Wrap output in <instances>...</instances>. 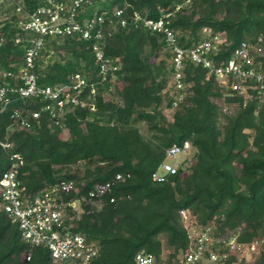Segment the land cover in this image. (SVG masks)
<instances>
[{
	"label": "trees",
	"instance_id": "trees-1",
	"mask_svg": "<svg viewBox=\"0 0 264 264\" xmlns=\"http://www.w3.org/2000/svg\"><path fill=\"white\" fill-rule=\"evenodd\" d=\"M39 1L24 0L28 8ZM113 8L152 18L162 9L182 47L197 43L203 27L226 34L222 55L242 40L261 36L264 45V0H95L87 11ZM7 23L1 30L14 34ZM46 49L67 57L45 64L48 52H41L35 71L39 83L65 82L75 72L88 82L97 80L87 41L70 37L47 43ZM103 51L120 69L112 82L97 86L92 110L74 105L61 124L41 117L29 119V128L12 130L13 110L34 106L15 95L8 107L0 106V176L8 168L9 153L17 152L23 159L18 178L27 193L73 181L76 192L69 197L78 199L82 210L75 229L99 246L92 264H134L142 251L153 253L158 262L160 255L176 259L188 247L180 209L188 210L197 224L213 222L216 232L239 231L240 241L264 239V100L254 95L224 113L217 81L188 62L184 74L190 96L167 121L165 112L172 110L170 56L161 34L131 24L106 37ZM23 52V45L7 41L0 47V66L15 68ZM260 60L264 67V57ZM63 128L67 139L60 136ZM4 141L11 147L2 146ZM185 142L195 150L194 162L186 167L183 160L177 174L152 182L150 175L166 148ZM80 163L81 176L73 170ZM118 173L124 175L120 181L115 180ZM105 182L109 187L90 199L89 192ZM0 264L58 263L47 248L24 242L18 225L0 210ZM241 264H264V247L256 260Z\"/></svg>",
	"mask_w": 264,
	"mask_h": 264
},
{
	"label": "built area",
	"instance_id": "built-area-1",
	"mask_svg": "<svg viewBox=\"0 0 264 264\" xmlns=\"http://www.w3.org/2000/svg\"><path fill=\"white\" fill-rule=\"evenodd\" d=\"M95 0H40L28 8L24 0H0V47L7 41L24 46L21 63L15 68L0 66V106L8 107L11 96L29 99L34 106L14 109L10 128H29L30 120L41 117L54 125L61 124L65 113L74 105L93 109L92 100L97 86L112 82L115 72L120 69L103 51L106 37L118 28L128 25L141 26L154 34H161L169 52V70L172 109L184 99L188 84L185 81V66L188 62L206 70L223 90L220 105L228 113L238 103L246 102L256 95L264 100V57L262 37L255 41H240L228 55L225 33H213L203 27L200 40L190 46L182 47L176 31L170 27L163 13L156 18L148 17L138 11L129 12L125 8L87 11ZM15 29V33L3 32L6 24ZM87 41L97 65V80L88 82L78 73H70L65 82L41 84L37 80L36 62L43 51L47 56L54 50L46 49V44L54 41L61 43L65 38ZM2 146L10 148L4 141ZM191 145L172 144L165 150L164 160L151 173L155 183L165 182L178 173L182 161L181 155H187ZM23 159L17 152L9 153L8 168L0 176V210L12 224L18 225L24 242L32 246L47 248L50 258L58 264H92L99 255L97 241L88 239L76 230V223L82 212L80 201L69 197L76 192L73 181H59L44 189L27 193L18 178V168ZM128 176V174H126ZM123 174H116L120 181ZM109 182L97 184L89 192L90 199L103 193ZM113 201V199H111ZM181 222L187 232L188 247L181 251L176 259L169 260L160 255L158 262L150 252H139L134 264H241L252 261L254 255H260L264 239L240 241L239 231L216 232L213 222L197 224L186 209H180Z\"/></svg>",
	"mask_w": 264,
	"mask_h": 264
},
{
	"label": "rangeland",
	"instance_id": "rangeland-1",
	"mask_svg": "<svg viewBox=\"0 0 264 264\" xmlns=\"http://www.w3.org/2000/svg\"><path fill=\"white\" fill-rule=\"evenodd\" d=\"M66 57H67V56H64V57H63V52H62V51H59V50H56V51H55V50H54L52 53H50L49 56L44 57L43 60L45 61L44 63L46 64V62L48 63V62H50V61H56V60H61V59L64 60V59H66ZM169 87H171V86L169 85ZM170 89H171V88H170ZM111 90H112L114 93H115V91H116V89H115V87H114L113 85H111ZM172 93H173V92H170L171 95H172ZM114 95H115V94H114ZM184 96H188V97H189V96H190V92H189V91H185V92H184ZM173 111H174V109L165 112V113H166V119H167V121L171 120V115H172ZM140 128H141V131H142L143 133H147V130H146V128H145V126H144L143 124L140 125ZM60 136H61L63 139H67V138H68L69 133H68V131H67L66 128H63V129H62ZM194 151H195L194 148L191 147L190 150H189V153H188L187 155H181V156L179 157V159H180L181 161L187 159V162H186V164H185L184 166L187 167L189 164H191L192 162H194V161H192V160H194V159H193ZM73 170L77 171V172H78V175L81 176L82 173H83V170H84V164H83V163H80L79 165L75 166V167L73 168ZM160 239H161L162 242L164 243V237H163V236H160ZM262 248H263V247L260 248V251H261ZM163 249H164V252L167 251V249L165 248V246H164ZM258 256H259V255H254V256H253L254 259H252V260H256V259L258 258Z\"/></svg>",
	"mask_w": 264,
	"mask_h": 264
}]
</instances>
